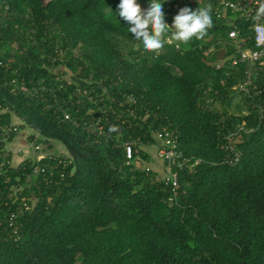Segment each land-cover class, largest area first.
<instances>
[{
    "label": "trees",
    "instance_id": "trees-1",
    "mask_svg": "<svg viewBox=\"0 0 264 264\" xmlns=\"http://www.w3.org/2000/svg\"><path fill=\"white\" fill-rule=\"evenodd\" d=\"M221 1L162 0L169 26L180 8L210 4L213 27L153 53L137 48L119 0H0V104L12 110L2 119L18 120L16 137L38 133L47 169L8 155L0 197L21 187L31 202L13 235L15 205L0 201V264H264V95L232 89L240 69L222 42L228 18L249 37L264 16L258 5L247 19L217 16ZM111 110L124 120L106 125L111 138L87 131ZM165 137L190 158L173 167V203L155 155Z\"/></svg>",
    "mask_w": 264,
    "mask_h": 264
},
{
    "label": "built area",
    "instance_id": "built-area-1",
    "mask_svg": "<svg viewBox=\"0 0 264 264\" xmlns=\"http://www.w3.org/2000/svg\"><path fill=\"white\" fill-rule=\"evenodd\" d=\"M264 3V0H239L233 2L231 0L221 1L219 6L215 8V13L217 16L222 15L224 10H230L234 15L239 14L240 16H246L249 18L254 10V6ZM233 18H228L227 21L230 22L232 26L227 30V36L222 42H228L232 47L233 51L229 54L228 65L235 67L239 70V81L234 83L232 86L233 90H239L244 92L246 96L252 95V88H258V92L264 95V22L255 23L251 28V33L249 37L241 36L239 28L234 24ZM251 40L252 45L246 46L245 42ZM226 44V43H225ZM227 64V63H225ZM222 66V61L216 62V67ZM22 91H28L29 88L25 85L18 87ZM31 90V89H30ZM29 90V93L32 91ZM12 113V110L7 105L0 104V172L2 168L10 164L8 155L13 153L14 149L11 147V143L15 140L17 132L19 131L18 122L9 120L8 122L2 119V114ZM132 114V113H130ZM13 117V115H11ZM65 118L71 120L72 117L70 113L64 112ZM123 122L121 114H118L116 110L102 111L101 114L89 119V121H84L83 125L86 127L87 131L95 133L96 135H105L106 138H111L112 134L110 131L106 130V125H111L113 131L117 130V122ZM115 122V125H114ZM243 129L240 127L238 129ZM34 137L28 138L26 140V155L22 156L23 160L30 162L31 172L34 174L40 172H46V170L39 164V161L44 158L43 152H41L40 144L36 143L38 138V133L35 131ZM229 133L227 138L237 139L238 134ZM166 139L162 141L161 145L156 148V156L163 160L165 163L164 173L159 174L160 179L164 185V190L167 194V202L173 203L177 199L178 195V174L173 170V167L182 169L185 164L190 161V158L184 156L181 151L177 149V145L174 139L165 137ZM233 141V140H232ZM124 151L126 157L130 159L132 157V143L130 141L123 142ZM232 149V148H231ZM22 151L21 148L16 150L17 153ZM233 151V150H232ZM23 152V151H22ZM234 159L238 158L237 152H233ZM62 166H66L65 160L60 159ZM195 163L198 160L194 161ZM22 170H26L25 166L21 167ZM159 172V171H158ZM21 187L13 188L5 195L0 197L2 203L7 204L12 201V205H15V211H12L6 221L10 227H12V234H17L19 217L22 215L24 210H28L31 202L30 197L20 196Z\"/></svg>",
    "mask_w": 264,
    "mask_h": 264
},
{
    "label": "clouds",
    "instance_id": "clouds-1",
    "mask_svg": "<svg viewBox=\"0 0 264 264\" xmlns=\"http://www.w3.org/2000/svg\"><path fill=\"white\" fill-rule=\"evenodd\" d=\"M117 9L119 17L129 25L127 31L138 42L137 48L142 46L147 52L159 53L165 44L187 45L193 39H203L213 27L210 4L196 10L180 8L171 26L165 23L162 0H150L146 10L137 0H119ZM256 15L264 16V3L258 5Z\"/></svg>",
    "mask_w": 264,
    "mask_h": 264
},
{
    "label": "crops",
    "instance_id": "crops-1",
    "mask_svg": "<svg viewBox=\"0 0 264 264\" xmlns=\"http://www.w3.org/2000/svg\"><path fill=\"white\" fill-rule=\"evenodd\" d=\"M12 120H13L14 122H18V120L15 119L14 117L12 118ZM24 136H25V133H24V132H21V133L15 138V140L11 143V147L14 149L12 155L14 156V157H13V160H14L15 162H18L19 159L22 158V156H23V155H26V153H27V150H26V148H25V146H26V140L24 139ZM18 148H21L23 152L21 151L20 153H17L16 150H17ZM157 165H158V163H157Z\"/></svg>",
    "mask_w": 264,
    "mask_h": 264
},
{
    "label": "rangeland",
    "instance_id": "rangeland-1",
    "mask_svg": "<svg viewBox=\"0 0 264 264\" xmlns=\"http://www.w3.org/2000/svg\"><path fill=\"white\" fill-rule=\"evenodd\" d=\"M201 0H191V3L193 4L194 7H197L198 5H200ZM141 6L142 10H146L147 6L144 3H139ZM240 95H236V98L239 99ZM61 147V146H58ZM40 148H42V146H40ZM62 148V147H61ZM47 150V149H46ZM158 163V162H156ZM155 162H152L151 165L154 166Z\"/></svg>",
    "mask_w": 264,
    "mask_h": 264
}]
</instances>
